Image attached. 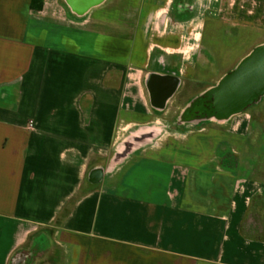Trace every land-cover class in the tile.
Segmentation results:
<instances>
[{"label":"crops","instance_id":"obj_1","mask_svg":"<svg viewBox=\"0 0 264 264\" xmlns=\"http://www.w3.org/2000/svg\"><path fill=\"white\" fill-rule=\"evenodd\" d=\"M259 50L264 0H0V264H264V91L208 110Z\"/></svg>","mask_w":264,"mask_h":264},{"label":"water","instance_id":"obj_2","mask_svg":"<svg viewBox=\"0 0 264 264\" xmlns=\"http://www.w3.org/2000/svg\"><path fill=\"white\" fill-rule=\"evenodd\" d=\"M263 91L264 50H259L224 81L222 87L215 93L208 110L215 114L238 111Z\"/></svg>","mask_w":264,"mask_h":264},{"label":"rangeland","instance_id":"obj_3","mask_svg":"<svg viewBox=\"0 0 264 264\" xmlns=\"http://www.w3.org/2000/svg\"><path fill=\"white\" fill-rule=\"evenodd\" d=\"M234 55H235V54H233L232 58L230 59V63L224 67V70L227 69L228 67H230V65L234 63V60L236 59V56H234ZM259 110L261 111L262 108L259 109ZM260 111H258V112H260ZM256 117H258L257 119H258V120L260 119V121L263 120L262 112L256 114Z\"/></svg>","mask_w":264,"mask_h":264}]
</instances>
